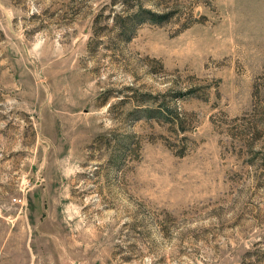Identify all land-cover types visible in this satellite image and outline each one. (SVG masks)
Returning <instances> with one entry per match:
<instances>
[{
	"label": "rangeland",
	"instance_id": "obj_1",
	"mask_svg": "<svg viewBox=\"0 0 264 264\" xmlns=\"http://www.w3.org/2000/svg\"><path fill=\"white\" fill-rule=\"evenodd\" d=\"M0 264H264V0H0Z\"/></svg>",
	"mask_w": 264,
	"mask_h": 264
},
{
	"label": "trees",
	"instance_id": "obj_2",
	"mask_svg": "<svg viewBox=\"0 0 264 264\" xmlns=\"http://www.w3.org/2000/svg\"><path fill=\"white\" fill-rule=\"evenodd\" d=\"M150 17H151V20H153L154 22H159V19L161 18V17H158L157 15H154V14H151Z\"/></svg>",
	"mask_w": 264,
	"mask_h": 264
}]
</instances>
